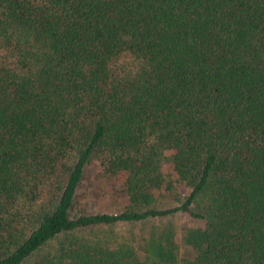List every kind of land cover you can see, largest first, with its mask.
Returning a JSON list of instances; mask_svg holds the SVG:
<instances>
[{
  "label": "trees",
  "instance_id": "1",
  "mask_svg": "<svg viewBox=\"0 0 264 264\" xmlns=\"http://www.w3.org/2000/svg\"><path fill=\"white\" fill-rule=\"evenodd\" d=\"M0 264H264V0H0Z\"/></svg>",
  "mask_w": 264,
  "mask_h": 264
},
{
  "label": "rangeland",
  "instance_id": "2",
  "mask_svg": "<svg viewBox=\"0 0 264 264\" xmlns=\"http://www.w3.org/2000/svg\"><path fill=\"white\" fill-rule=\"evenodd\" d=\"M83 179L79 192L81 205L85 204L86 211L116 213L120 210V207L125 202L121 186V176L103 174L94 162L86 167ZM168 219V223L172 224L177 238L180 235L181 227L188 226L193 222L184 215L168 217ZM166 220L164 219V221ZM102 229L104 232H110L112 236H119L118 225L102 227Z\"/></svg>",
  "mask_w": 264,
  "mask_h": 264
}]
</instances>
